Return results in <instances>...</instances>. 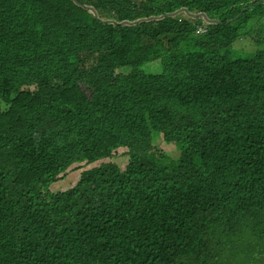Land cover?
<instances>
[{
  "label": "trees",
  "instance_id": "16d2710c",
  "mask_svg": "<svg viewBox=\"0 0 264 264\" xmlns=\"http://www.w3.org/2000/svg\"><path fill=\"white\" fill-rule=\"evenodd\" d=\"M263 18L0 0V264H264Z\"/></svg>",
  "mask_w": 264,
  "mask_h": 264
},
{
  "label": "rangeland",
  "instance_id": "374dc122",
  "mask_svg": "<svg viewBox=\"0 0 264 264\" xmlns=\"http://www.w3.org/2000/svg\"><path fill=\"white\" fill-rule=\"evenodd\" d=\"M251 27L252 26L249 24L248 29L245 31L247 33L252 32V35L254 33L258 36L264 35V18L261 19L257 24L256 23L254 24V30L253 31H250ZM248 36L250 37L249 34H248ZM248 36H246V35L240 36V38H238L233 43L232 48L236 54H246L247 52L252 51L256 48L255 38H257V36H255L253 38H249ZM160 148H162L163 150H166V152L168 154H170L172 157H177V152H176L177 148H176L174 143L162 142L160 144ZM114 159H115V161L118 162V164H121L126 160V159L124 160L123 157H120V155L116 156V158H114ZM72 180H73V174H71V175L65 177L64 179L59 180L58 182L54 183L53 185H51V188L53 191H57L61 187L69 184Z\"/></svg>",
  "mask_w": 264,
  "mask_h": 264
},
{
  "label": "clouds",
  "instance_id": "9594fccd",
  "mask_svg": "<svg viewBox=\"0 0 264 264\" xmlns=\"http://www.w3.org/2000/svg\"><path fill=\"white\" fill-rule=\"evenodd\" d=\"M198 29H199L200 31H204V30H205V27H204V25H202V26H199Z\"/></svg>",
  "mask_w": 264,
  "mask_h": 264
}]
</instances>
